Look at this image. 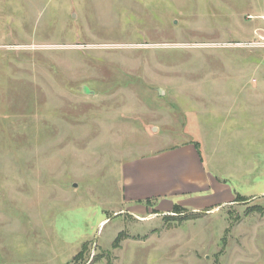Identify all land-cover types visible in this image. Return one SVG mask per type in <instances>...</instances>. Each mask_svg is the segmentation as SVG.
Returning <instances> with one entry per match:
<instances>
[{"label":"rangeland","instance_id":"1","mask_svg":"<svg viewBox=\"0 0 264 264\" xmlns=\"http://www.w3.org/2000/svg\"><path fill=\"white\" fill-rule=\"evenodd\" d=\"M256 106L264 0H0V264H264ZM188 142L240 193L139 212L130 169Z\"/></svg>","mask_w":264,"mask_h":264},{"label":"crops","instance_id":"2","mask_svg":"<svg viewBox=\"0 0 264 264\" xmlns=\"http://www.w3.org/2000/svg\"><path fill=\"white\" fill-rule=\"evenodd\" d=\"M259 107L260 106H256L255 111L256 127L264 126V119H260L262 117L261 113H259ZM254 125L255 124L253 123V126ZM195 144V142H188L183 145L167 149L166 151L151 154V156L141 159V161L150 162L148 185H140L136 183L139 180L133 176V169H130L129 178H132L130 179L128 185L125 186V195L129 203L135 205L136 202H139V206H137L139 208L138 211L142 212L141 209H144L145 207L142 202L147 199L146 197H148V199H152L157 206L162 207L165 211L171 210L172 206L175 204V201L176 203L179 202L196 211L200 210L201 208H207L209 206H220L232 202L236 197L235 192L240 193V191L235 189L236 185L233 184L229 179L225 180L222 177H220L221 179H219V175L217 173H214V176L211 171L208 170V163L206 159L210 160L209 155L208 153H204L203 148L200 146V144L199 148L196 147ZM187 148H191L193 152V155L190 156L191 160L189 163L192 164V166L189 167V170H187L186 168L183 170V176L181 179L187 186H192V189L185 191V193H182L179 191H174L172 188L174 181L178 179H174L173 176L175 173H173L172 171L174 167L179 163V160L183 158L182 155H177V153H183ZM138 161L140 160H133L126 165L131 166ZM213 178H215V184H217V187L219 186L221 188V186H224L229 190L230 193L227 197H225L222 203H216L215 205L204 207V204L208 205V202H210L206 198L210 197L213 192ZM231 187L233 189L232 191H230L229 189ZM188 193H190L191 195ZM232 193H234V195H232ZM192 195H195V197H193ZM194 199H196V202H194ZM164 202L165 204L163 205Z\"/></svg>","mask_w":264,"mask_h":264},{"label":"trees","instance_id":"3","mask_svg":"<svg viewBox=\"0 0 264 264\" xmlns=\"http://www.w3.org/2000/svg\"><path fill=\"white\" fill-rule=\"evenodd\" d=\"M195 145H196L197 147H199V144L196 143ZM175 206L178 207L179 205H175Z\"/></svg>","mask_w":264,"mask_h":264}]
</instances>
